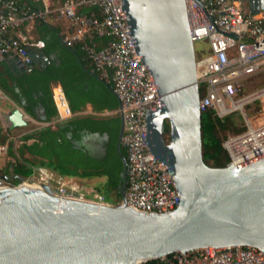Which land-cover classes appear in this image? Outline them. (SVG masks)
I'll use <instances>...</instances> for the list:
<instances>
[{
    "label": "water",
    "instance_id": "95a60500",
    "mask_svg": "<svg viewBox=\"0 0 264 264\" xmlns=\"http://www.w3.org/2000/svg\"><path fill=\"white\" fill-rule=\"evenodd\" d=\"M235 1L252 14L264 13V0ZM122 7L136 51L161 100L159 108L145 113L147 148L165 165L180 204L163 213L127 206L119 113L121 201L98 205L62 198L42 182L0 188V264H138L233 246L254 247L264 255V153L220 168L203 161L197 57L185 1L122 0ZM29 54L34 62L40 61L32 51ZM8 62L16 75L33 68L17 59ZM47 63L44 58L39 66ZM11 102L12 109L2 114L7 128L27 127L31 117ZM96 137L100 136L83 134L80 141Z\"/></svg>",
    "mask_w": 264,
    "mask_h": 264
},
{
    "label": "built area",
    "instance_id": "2783aa9c",
    "mask_svg": "<svg viewBox=\"0 0 264 264\" xmlns=\"http://www.w3.org/2000/svg\"><path fill=\"white\" fill-rule=\"evenodd\" d=\"M40 4L32 8L20 0H0V63L17 59L23 65H33L29 52L41 51L42 41L32 39L28 27L50 17L66 21L69 34L62 36L67 46L81 45L86 58L100 79L111 83L118 108L100 113L92 110L72 112L59 85L52 88L56 116L39 127H54L80 115L109 116L122 114L121 147L126 152L127 186L125 202L135 211L163 213L176 209L180 196L165 165L148 150L145 113L161 106L156 83L141 61L133 43L122 0H33ZM187 7L193 43L206 40L209 53L197 59L196 76L199 86L200 110L211 108L218 118L238 113L246 129L228 135L222 143L229 162L240 164L264 153V122L254 125L247 120L245 106L260 97L264 88L242 95L243 82L264 68V15L246 12L235 0H184ZM96 7L98 15H81V8ZM110 40L98 48L95 38ZM8 100L0 90V101ZM0 118L4 121L3 115ZM6 125V123H5ZM7 127V126H6ZM21 143V142H20ZM6 146H0L5 155ZM44 167L33 169L32 175L17 183L0 177V188L48 184L55 196L98 205H109L101 194L88 197L93 190L81 192ZM140 263V264H145ZM159 264H264L262 252L250 246L205 248L175 253L159 259Z\"/></svg>",
    "mask_w": 264,
    "mask_h": 264
},
{
    "label": "trees",
    "instance_id": "16d2710c",
    "mask_svg": "<svg viewBox=\"0 0 264 264\" xmlns=\"http://www.w3.org/2000/svg\"><path fill=\"white\" fill-rule=\"evenodd\" d=\"M20 1L27 2L34 9L40 8V4L33 0ZM78 13L98 15V9L81 8ZM34 32L35 40L42 41L44 47L39 52L31 50L40 59L39 62H33L31 70L16 75L8 61L0 63V90L11 101L21 106L32 119L51 121L56 116L52 88L57 84L62 88L72 112L83 111L86 105H90L92 111L97 113L113 112L118 108L111 83L100 79L81 45H65L60 27L49 21L36 22ZM109 40V37L103 36L93 41L100 48ZM44 58L48 59V63L40 67ZM245 129L243 119L236 112L218 118L213 109L202 110L201 140L205 164L215 168L225 167L229 157L222 143L228 134L236 135ZM118 132L119 116L116 114L80 115L54 127L33 130L24 135L16 153H8L7 158L13 161H7L5 176L17 183L19 179L32 175L33 169L44 167L61 178H104L105 184L100 187V194L109 204H117L121 201L119 174L122 171V162L116 152ZM83 134L107 137L103 156L93 157L88 153L79 143ZM164 138L166 141L169 138L167 122ZM121 153L126 156L123 148ZM145 264H159V260L147 261Z\"/></svg>",
    "mask_w": 264,
    "mask_h": 264
},
{
    "label": "rangeland",
    "instance_id": "374dc122",
    "mask_svg": "<svg viewBox=\"0 0 264 264\" xmlns=\"http://www.w3.org/2000/svg\"><path fill=\"white\" fill-rule=\"evenodd\" d=\"M194 49L198 59L204 58L209 53V43L206 40L194 42ZM264 88V68L250 76L243 82V87L241 90L242 95H247L252 92H257ZM8 100L0 101V115L12 109L9 104L10 98ZM245 113L247 120L252 122L254 125H259L264 122V101L260 97L256 101L250 102L245 106ZM119 116V114H116ZM24 131L23 128L9 129L6 127L3 120L0 118V146H6L7 151L5 155H0V177L5 176L7 173V161L12 160L7 158L9 152L16 153L19 150L20 142L23 140L24 136L20 134ZM233 135V134H228ZM67 184L78 188L81 192L84 190H93L88 197L92 199L95 195L100 194V187L105 184L104 178H91V179H77L68 178ZM108 203V202H107ZM109 204V203H108Z\"/></svg>",
    "mask_w": 264,
    "mask_h": 264
},
{
    "label": "crops",
    "instance_id": "0c3cea01",
    "mask_svg": "<svg viewBox=\"0 0 264 264\" xmlns=\"http://www.w3.org/2000/svg\"><path fill=\"white\" fill-rule=\"evenodd\" d=\"M51 3L54 4V5H57V4H59V0H51ZM242 8L246 12H248V10L244 6H242ZM259 14H263L264 15V13H262V12H259ZM48 21L50 23L58 25L60 27L62 36L66 35V34H69L70 28H69V24L66 21L57 20L54 17H50ZM28 34H29V36L32 39H35V32H34V26L33 25L28 27ZM9 104L11 105V107H13V104H12L11 100H9ZM84 110H92V108H91L90 105H86ZM39 122H41V121H37V120H34V119L31 118L30 122L28 123V126L23 128L24 131L20 135L24 136L25 134H27V133H29V132H31L33 130L40 129Z\"/></svg>",
    "mask_w": 264,
    "mask_h": 264
},
{
    "label": "flooded vegetation",
    "instance_id": "af4514ba",
    "mask_svg": "<svg viewBox=\"0 0 264 264\" xmlns=\"http://www.w3.org/2000/svg\"><path fill=\"white\" fill-rule=\"evenodd\" d=\"M107 141L105 135L96 138H84L79 143L84 144L88 147L91 156L101 157L104 155V143Z\"/></svg>",
    "mask_w": 264,
    "mask_h": 264
},
{
    "label": "bare ground",
    "instance_id": "6f19581e",
    "mask_svg": "<svg viewBox=\"0 0 264 264\" xmlns=\"http://www.w3.org/2000/svg\"><path fill=\"white\" fill-rule=\"evenodd\" d=\"M258 95L262 96V95H264V92H259ZM138 264H140V263H138Z\"/></svg>",
    "mask_w": 264,
    "mask_h": 264
}]
</instances>
